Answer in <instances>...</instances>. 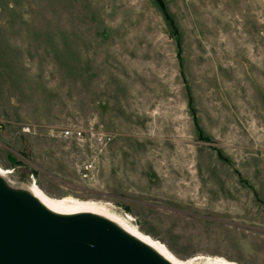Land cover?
<instances>
[{
  "label": "rangeland",
  "instance_id": "obj_1",
  "mask_svg": "<svg viewBox=\"0 0 264 264\" xmlns=\"http://www.w3.org/2000/svg\"><path fill=\"white\" fill-rule=\"evenodd\" d=\"M0 167L264 264V0H0Z\"/></svg>",
  "mask_w": 264,
  "mask_h": 264
},
{
  "label": "water",
  "instance_id": "obj_2",
  "mask_svg": "<svg viewBox=\"0 0 264 264\" xmlns=\"http://www.w3.org/2000/svg\"><path fill=\"white\" fill-rule=\"evenodd\" d=\"M0 264H171L111 220L59 213L0 176Z\"/></svg>",
  "mask_w": 264,
  "mask_h": 264
},
{
  "label": "bare ground",
  "instance_id": "obj_3",
  "mask_svg": "<svg viewBox=\"0 0 264 264\" xmlns=\"http://www.w3.org/2000/svg\"><path fill=\"white\" fill-rule=\"evenodd\" d=\"M11 168L4 169L0 167V176H2L8 184H14L12 178H10ZM24 181V180H23ZM27 181V180H26ZM21 186L27 189L32 195H34L42 204L52 211L59 213H71L77 211H90L99 214L118 226L138 238L154 250H156L161 256L168 260L171 264H237L236 262L222 259L215 256H194L186 259H180L176 257L171 251H169L164 244L151 238L150 236L142 233L137 226H131L128 220L131 215L127 212H117L109 209L106 203L103 201L92 200H78L71 197L52 198L46 195L35 183L34 180H28V182L22 183ZM110 207V206H109ZM132 221V220H131ZM203 258V262L192 263L193 259Z\"/></svg>",
  "mask_w": 264,
  "mask_h": 264
},
{
  "label": "built area",
  "instance_id": "obj_4",
  "mask_svg": "<svg viewBox=\"0 0 264 264\" xmlns=\"http://www.w3.org/2000/svg\"><path fill=\"white\" fill-rule=\"evenodd\" d=\"M31 124H26V123H21L20 124V131L21 132H31L33 131V129L31 128L33 125ZM98 129V138H102V136L104 135V133H102L103 131L101 130V128H97ZM61 134L63 136L65 135H71L75 138H79L82 135V128L79 127H75V126H69V127H65L61 129ZM109 135H106V138H109ZM12 169V167H10ZM94 169V164L92 163V161L87 160L81 163L80 169H79V174L81 177H88L90 175V173L92 172V170Z\"/></svg>",
  "mask_w": 264,
  "mask_h": 264
}]
</instances>
